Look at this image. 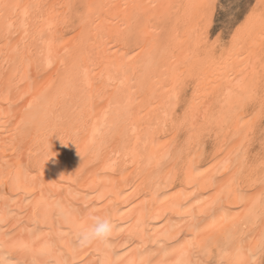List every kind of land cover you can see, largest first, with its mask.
I'll return each instance as SVG.
<instances>
[{"label": "bare ground", "instance_id": "6f19581e", "mask_svg": "<svg viewBox=\"0 0 264 264\" xmlns=\"http://www.w3.org/2000/svg\"><path fill=\"white\" fill-rule=\"evenodd\" d=\"M217 2L0 0L10 264L264 260V0L213 39Z\"/></svg>", "mask_w": 264, "mask_h": 264}, {"label": "rangeland", "instance_id": "374dc122", "mask_svg": "<svg viewBox=\"0 0 264 264\" xmlns=\"http://www.w3.org/2000/svg\"><path fill=\"white\" fill-rule=\"evenodd\" d=\"M254 1L256 2V0H218L214 10L212 38L217 39L220 35H228L229 25L235 26L236 22L245 16L247 8L255 3Z\"/></svg>", "mask_w": 264, "mask_h": 264}, {"label": "clouds", "instance_id": "9594fccd", "mask_svg": "<svg viewBox=\"0 0 264 264\" xmlns=\"http://www.w3.org/2000/svg\"><path fill=\"white\" fill-rule=\"evenodd\" d=\"M90 220V224L81 227L76 232L75 239L77 244L83 247L96 243L107 247L109 238L114 230L111 218L108 216L91 215ZM0 264H10L7 253L0 255Z\"/></svg>", "mask_w": 264, "mask_h": 264}, {"label": "snow or ice", "instance_id": "6c2138e0", "mask_svg": "<svg viewBox=\"0 0 264 264\" xmlns=\"http://www.w3.org/2000/svg\"><path fill=\"white\" fill-rule=\"evenodd\" d=\"M67 7L71 8L72 6L68 5ZM202 7H206L209 11H211L213 5L211 3H209L208 5H204ZM260 7L264 8V5H261ZM261 16L264 17V12L261 13ZM254 17H255V10H253V12H250L248 14V18L244 21V23L241 24L238 28H236L235 33H233V35H232V46H233V48L236 47L240 43V38H241L242 32L247 28V26L254 19ZM261 255L264 256V248L261 249ZM252 260L255 264L256 257L253 256ZM196 264H207V262L206 261H197ZM260 264H264V260H261Z\"/></svg>", "mask_w": 264, "mask_h": 264}]
</instances>
